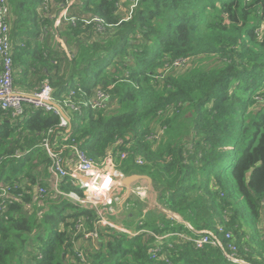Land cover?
Masks as SVG:
<instances>
[{
	"label": "trees",
	"instance_id": "16d2710c",
	"mask_svg": "<svg viewBox=\"0 0 264 264\" xmlns=\"http://www.w3.org/2000/svg\"><path fill=\"white\" fill-rule=\"evenodd\" d=\"M130 1L75 3L66 51L36 42L39 32L51 36L58 11L35 14L41 0L9 2L15 30L27 35L13 52L15 90L34 93L47 82L56 100L71 89L79 102L100 88L115 108L67 113V133L42 109L3 115L0 184L11 200L0 212V264H264V33H256L264 0H136L132 10ZM182 58L191 65L165 71ZM49 130L57 146L95 162L111 154L125 177L150 178L153 206L130 195L122 224L160 242L99 229L96 211L68 198L35 196L48 188L39 143ZM60 190L83 196L68 179ZM83 230L97 231L96 247L81 241ZM203 231L218 245L196 248Z\"/></svg>",
	"mask_w": 264,
	"mask_h": 264
},
{
	"label": "built area",
	"instance_id": "2783aa9c",
	"mask_svg": "<svg viewBox=\"0 0 264 264\" xmlns=\"http://www.w3.org/2000/svg\"><path fill=\"white\" fill-rule=\"evenodd\" d=\"M82 0H63L58 6L60 8L56 15V20L65 21L75 25V18L69 16V9L77 2ZM136 0L131 4L130 10L135 7ZM55 6V0H41L39 12H50ZM10 3L9 0H0V121L4 114L8 113L12 118H18L24 114V108L29 106L33 109H42L45 112H52L59 116L58 128L62 129L65 133L70 130V119L67 113L81 114L83 109H97L107 110L111 101L110 95L100 88L94 90L89 99H83L79 102L73 101L75 91L69 90L61 99L56 100L53 97V91L47 82L43 83L38 90L33 94L27 95L17 92L14 88V61L13 51L10 40ZM130 16V14H129ZM98 21V20H94ZM101 29V26H98ZM102 31V29H101ZM99 32V31H98ZM100 33V32H99ZM257 35L262 36L264 33V23L257 30ZM188 59H176L171 63L166 64L165 71L177 70L187 65ZM162 78L158 76L157 79ZM79 91V90H78ZM66 117L61 115V112ZM66 110V111H65ZM163 131V130H162ZM64 134V133H63ZM62 134V135H63ZM53 130L47 131L39 143V148L44 152L49 160V178L48 185L53 192V196H62L68 198L81 206H89L96 211L98 220L96 226L99 229L109 228L116 230L120 233L127 234L130 237H135L139 234L147 232L141 230H131L124 228L115 220L110 219L117 212L116 205L121 199V194L125 191L123 186V179L125 176L117 169L115 164V157L111 154L106 156L103 161L95 162L88 159L86 155L76 148L75 146L61 145L57 146L52 141ZM67 149L72 150V158L65 155ZM21 154L16 153V157ZM125 154L121 155V159L125 158ZM137 165H142L140 160H137ZM68 179L72 186H75L82 191L83 196L79 197L74 192L65 193L60 190L61 182ZM47 193V189L37 187L35 189V196L42 198ZM149 189L147 185L135 184L131 186V195H134L138 200L143 201L149 207L153 206L151 200L147 201ZM11 197L8 195L6 189L0 184V212L6 211L7 204L10 202ZM154 202V201H153ZM138 226L142 222L137 223ZM79 228V227H78ZM218 231L223 233V229L219 228ZM150 235V234H149ZM153 236V235H151ZM229 238L228 233L224 234ZM157 240L161 238L154 236ZM83 239L92 241L94 244L98 240L97 231L87 232L83 230ZM196 248H203L206 245L217 246L218 239L210 233L204 232L200 237L193 240ZM156 249L155 251H157ZM232 254L229 259L233 262H238L235 258L234 248H231ZM83 261V254L78 252L77 255Z\"/></svg>",
	"mask_w": 264,
	"mask_h": 264
},
{
	"label": "crops",
	"instance_id": "0c3cea01",
	"mask_svg": "<svg viewBox=\"0 0 264 264\" xmlns=\"http://www.w3.org/2000/svg\"><path fill=\"white\" fill-rule=\"evenodd\" d=\"M132 1H134V0H132ZM9 2H10V0H9ZM131 4H133V2L131 3ZM130 4V5H131ZM59 4H56L55 3V6L53 7V9H52V11H58L59 12V10H60V8H59V6H58ZM129 5V6H130ZM11 7V6H10ZM42 13H44V12H42ZM35 14H37V15H40L41 13L39 12V8L38 9H36V13ZM36 15V16H37ZM18 20H16V16H14L13 15V9H11L10 10V14H9V24H10V38H11V45H12V51L14 52V49L17 47V46H19V47H21V48H23L24 47V45H23V43L25 42V40H27V35L26 34H22L24 31L22 30V28H20L18 31H16L15 30V25H16V22H17ZM66 25H69V23L68 22H65V21H55L54 20V22H53V24L51 25L52 26V28L50 29L51 30V36H49V31H44V32H39V35H38V41H37V39H36V42H37V44L39 45V44H41V45H44L46 42H47V44H52V46H56L57 44H60L61 45V47L63 48V50H65L66 51V46H65V44H64V41L66 40V39H64V37H63V32L65 31L64 29H65V26ZM13 35H15V36H13ZM49 36V39H47V37ZM24 40V41H23ZM39 42V43H38ZM14 54V53H13ZM68 54V53H67ZM69 55V54H68ZM17 72L18 71H20V70H16ZM97 89V88H96ZM23 93L24 94H27V95H30V94H33V91L32 90H29V91H23ZM68 150V149H67ZM67 155V154H66ZM68 157V156H67ZM68 158H72V154H70V157H68ZM151 196V195H150ZM124 199H125V196H124V198H123V200L120 202V203H118L117 205V212H116V214L114 215L115 216V218H113L112 220H115L116 222H117V220L119 219V221H118V223L119 224H121L122 226H123V224H122V220L124 219L122 216H117V213H121V212H124L123 211V207H124V204H125V202H126V200L128 199H126L125 200V202L123 203V201H124ZM126 211H129L128 209H127V207H126ZM122 214V213H121ZM172 218H174V220H176L177 222H180L181 220L177 217V216H172ZM138 222H142V220L141 219H139L138 220ZM124 227V226H123ZM124 228H126V227H124ZM128 229V228H127ZM143 230H145V229H143ZM146 232H147V235H153L152 233H150L149 231H147V230H145ZM154 236V235H153ZM157 237V236H156ZM159 238H161L162 239V237H159ZM158 242H160V240H158Z\"/></svg>",
	"mask_w": 264,
	"mask_h": 264
},
{
	"label": "rangeland",
	"instance_id": "374dc122",
	"mask_svg": "<svg viewBox=\"0 0 264 264\" xmlns=\"http://www.w3.org/2000/svg\"><path fill=\"white\" fill-rule=\"evenodd\" d=\"M132 2L130 1L129 2V4H128V7H129V5L131 4ZM131 6L132 5H130V8H131ZM120 10H122V8L120 9ZM125 11V10H124ZM126 14V12L123 14V16ZM191 65V62L190 63H188V67ZM115 108V104H114V101H110V103H109V107H108V111H110V112H112V110ZM186 116H187V118H188V114H186ZM154 128H155V126H154ZM158 128L159 127H157L155 130L157 131L158 130ZM162 130L163 129H160V131L162 132ZM160 131L157 133V134H159L160 133ZM47 193H48V195H51L52 197H53V195H52V191H51V188H50V186L48 185V188H47ZM124 196H125V191L121 194V199H120V201H119V203L123 200V198H124ZM151 200V202L152 201H154L155 199H154V197L152 196V197H150V195H148V198H147V201H150ZM144 201V200H143ZM142 201V202H143ZM144 203V202H143ZM118 205H116V207H117ZM114 208V209H116L117 210V208ZM117 216H122L123 218L125 217V215L124 214H121V213H117ZM119 221V219L117 220V222ZM138 220H136V219H133L132 220V222L134 223V224H136V223H138L137 222ZM204 232H206V231H203V233ZM207 233H210V232H207ZM41 234H42V236H44L45 234H43L42 232H41ZM86 246H87V248L88 249H91L92 247H96L97 246V242H95L94 244H92L91 242L92 241H87V240H85V239H83V240H81Z\"/></svg>",
	"mask_w": 264,
	"mask_h": 264
},
{
	"label": "water",
	"instance_id": "95a60500",
	"mask_svg": "<svg viewBox=\"0 0 264 264\" xmlns=\"http://www.w3.org/2000/svg\"><path fill=\"white\" fill-rule=\"evenodd\" d=\"M58 108V110L61 112V115L66 117L65 114L60 110V108L58 106H56ZM141 181H146L147 183V187L149 189V193L153 192V187H152V182L150 180L149 177L147 176H140V175H131V176H127L123 179V186L125 188V199L123 201V203L125 202V200L127 198L130 197L131 195V186H133L134 184L141 182Z\"/></svg>",
	"mask_w": 264,
	"mask_h": 264
}]
</instances>
